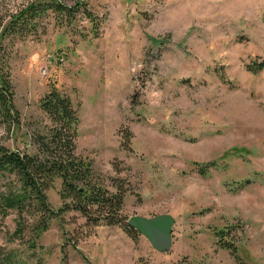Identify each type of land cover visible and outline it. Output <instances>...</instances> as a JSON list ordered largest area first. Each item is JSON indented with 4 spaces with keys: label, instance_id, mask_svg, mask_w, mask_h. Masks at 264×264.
I'll return each instance as SVG.
<instances>
[{
    "label": "rangeland",
    "instance_id": "rangeland-1",
    "mask_svg": "<svg viewBox=\"0 0 264 264\" xmlns=\"http://www.w3.org/2000/svg\"><path fill=\"white\" fill-rule=\"evenodd\" d=\"M29 1L0 0V29ZM84 1L104 18L98 38L49 23L39 39L15 42L21 129L0 123V144L29 149L47 123L38 102L56 84L78 111L76 156L122 190L127 219L170 215L171 248L87 223L56 180L46 191L55 215L39 236L32 208L0 218V264H234L226 247L264 264V71H247L264 60V0ZM12 182L0 176V194Z\"/></svg>",
    "mask_w": 264,
    "mask_h": 264
},
{
    "label": "trees",
    "instance_id": "trees-1",
    "mask_svg": "<svg viewBox=\"0 0 264 264\" xmlns=\"http://www.w3.org/2000/svg\"><path fill=\"white\" fill-rule=\"evenodd\" d=\"M49 23L64 33L86 40L90 36L99 37L104 18L95 14L84 0H76L71 6L59 0H30L1 26L0 123L6 132L14 135L19 133L22 119L15 105L10 65L12 48L17 41L39 39ZM247 71L252 74L264 71V60L247 65ZM38 107L47 123L44 130L30 136L25 146L28 150L20 152L18 148L0 144V176L14 177L13 190L0 194V218L7 217L9 210L17 211L22 217L32 208L43 216L37 228L39 236L55 215L47 202L46 191L60 180L62 201L70 199V203L65 204L67 209L81 213L87 223L118 227L134 239L139 233L127 225L128 219L122 214L125 194L115 184L96 181L92 162L74 152L79 118L69 96L56 84H49ZM123 137L124 145L130 147V136ZM206 171L202 168L200 173ZM226 248L235 258L234 264H249L236 255L233 247ZM138 264L148 263L140 259Z\"/></svg>",
    "mask_w": 264,
    "mask_h": 264
},
{
    "label": "water",
    "instance_id": "water-1",
    "mask_svg": "<svg viewBox=\"0 0 264 264\" xmlns=\"http://www.w3.org/2000/svg\"><path fill=\"white\" fill-rule=\"evenodd\" d=\"M174 219L167 214L151 218L132 216L127 225L145 237L152 248L159 253H167L172 244Z\"/></svg>",
    "mask_w": 264,
    "mask_h": 264
}]
</instances>
